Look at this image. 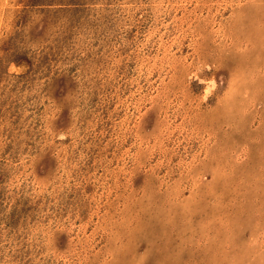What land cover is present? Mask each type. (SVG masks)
Here are the masks:
<instances>
[{
	"label": "rangeland",
	"instance_id": "1",
	"mask_svg": "<svg viewBox=\"0 0 264 264\" xmlns=\"http://www.w3.org/2000/svg\"><path fill=\"white\" fill-rule=\"evenodd\" d=\"M0 264H264V0H0Z\"/></svg>",
	"mask_w": 264,
	"mask_h": 264
}]
</instances>
